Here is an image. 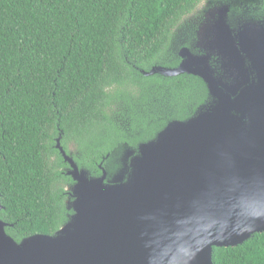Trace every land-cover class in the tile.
Instances as JSON below:
<instances>
[{
  "label": "trees",
  "instance_id": "1",
  "mask_svg": "<svg viewBox=\"0 0 264 264\" xmlns=\"http://www.w3.org/2000/svg\"><path fill=\"white\" fill-rule=\"evenodd\" d=\"M216 1L0 0V218L12 238L52 236L73 214L60 136L100 177L119 146L136 150L208 104L199 77L142 71L177 67L192 18ZM213 262L264 264V232L214 248Z\"/></svg>",
  "mask_w": 264,
  "mask_h": 264
},
{
  "label": "water",
  "instance_id": "2",
  "mask_svg": "<svg viewBox=\"0 0 264 264\" xmlns=\"http://www.w3.org/2000/svg\"><path fill=\"white\" fill-rule=\"evenodd\" d=\"M227 6L199 28V52L183 47L177 67L142 71L199 77L208 104L136 150L119 146L100 177L60 136L73 214L54 235L20 243L0 218V264H214V248L264 232V25H237Z\"/></svg>",
  "mask_w": 264,
  "mask_h": 264
},
{
  "label": "flooded vegetation",
  "instance_id": "3",
  "mask_svg": "<svg viewBox=\"0 0 264 264\" xmlns=\"http://www.w3.org/2000/svg\"><path fill=\"white\" fill-rule=\"evenodd\" d=\"M223 6L220 7L222 8ZM228 8H229V12H228L229 17L231 16L232 20H234V22L237 25H239L240 22L241 23L250 22V23H258L264 25V0H238V2L234 6V8H236L237 11L232 9L231 6H229ZM209 10L210 9H207L206 13H204L203 16L206 18L205 20L206 22L211 23L217 17V14L214 17L209 16L208 13ZM195 30L196 27L194 25L189 31L187 40L190 43L189 47L193 48L195 52H199V48L197 47L198 31ZM180 50L178 52V56L180 59L179 64L182 62V58L180 57ZM218 67L220 66L218 65Z\"/></svg>",
  "mask_w": 264,
  "mask_h": 264
},
{
  "label": "rangeland",
  "instance_id": "4",
  "mask_svg": "<svg viewBox=\"0 0 264 264\" xmlns=\"http://www.w3.org/2000/svg\"><path fill=\"white\" fill-rule=\"evenodd\" d=\"M203 4H206V3H203ZM220 6H223V3H221V0H217L216 1V3L214 4V5H212V6H204L203 5V7H204V11L203 10H201L199 13H197V15H196V17H194V18H192V24H194L195 25V27L197 26L198 27V29L197 30H195V31H198L199 30V28L200 27H202V25H205V24H209L208 22H206L205 20H206V18L203 16V14L204 13H206V11H207V9H210L209 11H208V13H210L211 11L213 12V10L215 9V8H218V7H220ZM175 45H176V42H175ZM176 49V48H175ZM72 150H74V149H71L70 148V153H69V155L70 156H72L73 155V151ZM77 164V163H76ZM70 168V167H69ZM69 170V169H68ZM85 170V169H84Z\"/></svg>",
  "mask_w": 264,
  "mask_h": 264
}]
</instances>
